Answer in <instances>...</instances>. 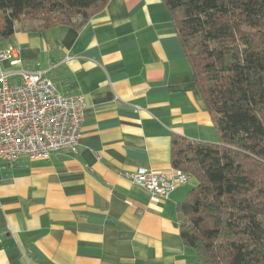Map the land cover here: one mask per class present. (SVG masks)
<instances>
[{
  "label": "crops",
  "instance_id": "1",
  "mask_svg": "<svg viewBox=\"0 0 264 264\" xmlns=\"http://www.w3.org/2000/svg\"><path fill=\"white\" fill-rule=\"evenodd\" d=\"M0 51L10 84L42 72L83 101L76 153L0 161V264H198L176 213L195 181L164 198L126 178L170 174L173 135L217 141L162 1L109 0L79 30L17 32Z\"/></svg>",
  "mask_w": 264,
  "mask_h": 264
},
{
  "label": "trees",
  "instance_id": "2",
  "mask_svg": "<svg viewBox=\"0 0 264 264\" xmlns=\"http://www.w3.org/2000/svg\"><path fill=\"white\" fill-rule=\"evenodd\" d=\"M109 0H0V40L81 29ZM216 142L173 135L170 160L195 181L176 206L198 264H264V0H161Z\"/></svg>",
  "mask_w": 264,
  "mask_h": 264
},
{
  "label": "built area",
  "instance_id": "3",
  "mask_svg": "<svg viewBox=\"0 0 264 264\" xmlns=\"http://www.w3.org/2000/svg\"><path fill=\"white\" fill-rule=\"evenodd\" d=\"M14 52L12 45L7 46ZM5 53L0 51V59ZM19 61L14 59L11 64ZM19 84L0 74V161L15 162L21 156L47 158L68 148L77 152L81 139L83 101L80 95L59 92L42 72L22 71ZM126 178L151 194L166 198L190 175L172 169L170 174L139 168Z\"/></svg>",
  "mask_w": 264,
  "mask_h": 264
},
{
  "label": "rangeland",
  "instance_id": "4",
  "mask_svg": "<svg viewBox=\"0 0 264 264\" xmlns=\"http://www.w3.org/2000/svg\"><path fill=\"white\" fill-rule=\"evenodd\" d=\"M190 181V180H189Z\"/></svg>",
  "mask_w": 264,
  "mask_h": 264
}]
</instances>
